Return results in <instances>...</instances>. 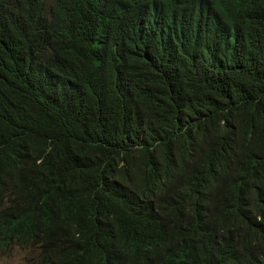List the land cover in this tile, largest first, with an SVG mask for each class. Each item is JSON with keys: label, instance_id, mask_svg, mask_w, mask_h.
<instances>
[{"label": "trees", "instance_id": "16d2710c", "mask_svg": "<svg viewBox=\"0 0 264 264\" xmlns=\"http://www.w3.org/2000/svg\"><path fill=\"white\" fill-rule=\"evenodd\" d=\"M237 208L197 228L182 201ZM31 264H264V0H0V252Z\"/></svg>", "mask_w": 264, "mask_h": 264}, {"label": "clouds", "instance_id": "9594fccd", "mask_svg": "<svg viewBox=\"0 0 264 264\" xmlns=\"http://www.w3.org/2000/svg\"><path fill=\"white\" fill-rule=\"evenodd\" d=\"M182 210L186 225L196 224L197 228L205 230L240 224V214L236 207L229 204H211L198 193H193L182 201ZM20 248H31L35 251V247L32 246Z\"/></svg>", "mask_w": 264, "mask_h": 264}, {"label": "rangeland", "instance_id": "374dc122", "mask_svg": "<svg viewBox=\"0 0 264 264\" xmlns=\"http://www.w3.org/2000/svg\"><path fill=\"white\" fill-rule=\"evenodd\" d=\"M35 251L31 248L13 247L7 253L0 252V264H31L34 260Z\"/></svg>", "mask_w": 264, "mask_h": 264}]
</instances>
